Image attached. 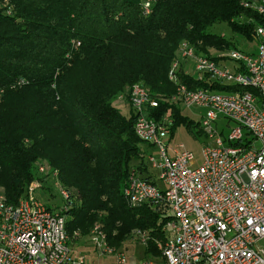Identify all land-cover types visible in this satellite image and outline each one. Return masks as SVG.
Masks as SVG:
<instances>
[{"label":"trees","instance_id":"obj_1","mask_svg":"<svg viewBox=\"0 0 264 264\" xmlns=\"http://www.w3.org/2000/svg\"><path fill=\"white\" fill-rule=\"evenodd\" d=\"M146 1L0 0V88L6 90L0 188L16 205L36 181V166L57 171L69 193L63 214L71 237L88 236L99 224L119 248L134 230H149L146 252L157 256L156 241L166 238L163 226L172 216L166 205L133 208L125 199L132 172L152 177L135 133L137 115L119 98L135 84L156 98L169 97L175 91L169 72L182 42L223 62L209 51L233 45L209 30L226 23L254 41L264 19L245 10L242 0H154L150 15L143 11ZM180 76L192 89L246 90L211 85L182 70ZM121 102L130 115L116 107ZM167 112L175 120L173 135L181 122L196 127L164 102L154 116Z\"/></svg>","mask_w":264,"mask_h":264},{"label":"built area","instance_id":"obj_2","mask_svg":"<svg viewBox=\"0 0 264 264\" xmlns=\"http://www.w3.org/2000/svg\"><path fill=\"white\" fill-rule=\"evenodd\" d=\"M241 5L264 19V0H242ZM151 9V1L144 2V14L150 15ZM253 38L256 53L230 52L227 59L235 63L233 69L184 41L181 58L194 64L195 73L184 71L175 60L169 72L173 94L156 98L145 86L135 84L119 98L127 99L137 115L138 138L156 148L157 153H148L146 160L149 168L160 173L157 183L152 174L148 180L132 172L125 199L133 208L166 205L172 216L168 222L172 237L157 242L161 262L149 254L141 264H264V25L255 28ZM181 70L211 85L246 90L192 89L183 82ZM5 93L0 88V102ZM162 102L202 109L200 132L210 142L203 147L200 165H195L183 144L170 151V142L164 139L174 136L175 120L171 112L154 116ZM47 170L40 166L38 172L47 175ZM49 177L67 202L69 193L58 172L51 171ZM41 185L39 180L32 182L16 205L8 203L0 188V264H85L74 250L80 234L71 237L67 231L66 204L54 210L36 200L33 194ZM137 237L145 245L150 240L141 231ZM91 243L100 256L114 258L109 264H129L123 253L109 245L102 225L92 228Z\"/></svg>","mask_w":264,"mask_h":264},{"label":"rangeland","instance_id":"obj_3","mask_svg":"<svg viewBox=\"0 0 264 264\" xmlns=\"http://www.w3.org/2000/svg\"><path fill=\"white\" fill-rule=\"evenodd\" d=\"M150 1L151 3L154 2V0ZM241 20L244 22L248 19L243 17L241 18ZM209 31L214 34L224 36L226 40L232 43L233 47L231 50L228 49L224 51H209L210 55L213 58L224 57V64L231 69L234 68L235 63L231 60H226V58L229 57L230 52L232 50L238 49L245 54H253L257 51V41H249L244 36L235 34L231 30L229 25L226 23L217 24L212 27ZM176 60H178L180 64H182L184 71L189 70L190 72L195 73L194 64L190 61H184L181 58L180 49ZM115 105L118 109H120L123 114L130 115V108L128 104L121 102V104L115 103ZM178 108L181 110V116L189 120L191 123H193V125L195 124L196 127L190 130V128H188V126L184 122H181L179 127L177 128L175 135L173 137L167 136L164 141L170 142V151H173L178 144H183L185 148L193 154L195 158V165H200L203 159V147L206 143L210 142V140L202 132H200L202 109L198 108L197 106L187 107L183 105H179ZM142 148L147 151V154L157 153L156 148L154 147L142 146ZM150 173L153 175L154 180L157 183H160V181L158 182L160 176L159 171L150 168ZM35 175L36 180H42V188L37 189L34 192V198L40 201L41 203L47 205L51 209H62V207H64V205L66 204V201L62 197L60 190L54 185V180L46 175H41L38 172V166H36ZM169 221L170 220H168V222ZM168 222L166 225L163 226V230L166 234V238H171L172 232L171 230H169ZM140 231L148 235L150 234L149 230L136 229L132 232V234H130V236L126 240H124V242L119 248L109 244L112 248L116 249L117 252L123 253L129 264H141L142 261L148 257V254L146 252V245L141 240H139L140 238L137 237V234ZM91 233L92 229L88 236L80 235L76 239V241L74 242V250L77 252V254L85 258V264H109L113 262L114 258L110 256H100V254L97 252V250L91 243ZM166 238L164 240H157L156 244L157 242L165 243L167 241ZM261 244L264 245V240ZM159 257L160 252L157 255V260L158 262H161V259H159Z\"/></svg>","mask_w":264,"mask_h":264}]
</instances>
